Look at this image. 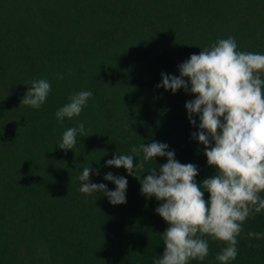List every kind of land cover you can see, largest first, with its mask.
<instances>
[{
	"label": "trees",
	"instance_id": "16d2710c",
	"mask_svg": "<svg viewBox=\"0 0 264 264\" xmlns=\"http://www.w3.org/2000/svg\"><path fill=\"white\" fill-rule=\"evenodd\" d=\"M230 36L238 51L264 54V0H0V264H154L168 227L155 212L162 201L145 198L136 177L105 162L155 141L196 165L197 183L215 174L191 135L199 119L190 124L185 103L195 97L156 85ZM36 79L51 84L39 109L20 104L25 83ZM84 90L93 95L80 115L58 124L56 111ZM80 123L88 136L59 149L63 132ZM154 161L144 170L167 162ZM87 166L99 170L90 181L109 190L106 173L125 177L126 203L82 194L78 176ZM248 232L264 234V210L243 224L230 264H264V236ZM205 239L207 257L189 264H219L226 245Z\"/></svg>",
	"mask_w": 264,
	"mask_h": 264
},
{
	"label": "clouds",
	"instance_id": "9594fccd",
	"mask_svg": "<svg viewBox=\"0 0 264 264\" xmlns=\"http://www.w3.org/2000/svg\"><path fill=\"white\" fill-rule=\"evenodd\" d=\"M178 71V76L162 73L156 87L173 94L184 89L195 97L185 103L190 124L196 125L193 116L199 119L198 131L191 135L204 146L207 165L215 169V174L197 183V166L180 163L174 150L155 141L132 146L131 154L113 155L105 166L124 168L139 180L145 198L162 201L155 212L168 227L160 234L164 251L154 264L205 260L209 253L205 237L226 245L216 260L230 264L238 255L237 237L243 224L264 210V54L238 51L235 38L230 36L190 55L178 65ZM57 78L63 79V74H57ZM25 84L30 87L20 104L39 109L51 84L47 79ZM92 95L90 90L70 95L55 113L57 123L78 117ZM78 135L88 136L83 123L67 128L57 147L75 149ZM156 157H165L167 162L158 170L156 166L145 171V165ZM137 172L148 175L141 179ZM90 174L99 175V170L87 166L78 176L82 194L100 193L111 205L126 203L125 177L106 173L103 179L115 185L114 190H109L104 183H92ZM247 236L260 239L264 234L248 232Z\"/></svg>",
	"mask_w": 264,
	"mask_h": 264
}]
</instances>
